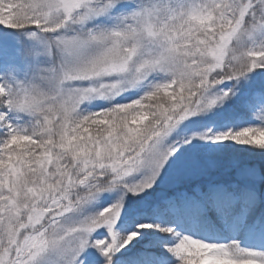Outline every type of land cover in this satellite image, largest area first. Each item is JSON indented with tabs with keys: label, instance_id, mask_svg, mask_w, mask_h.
Wrapping results in <instances>:
<instances>
[{
	"label": "snow or ice",
	"instance_id": "1",
	"mask_svg": "<svg viewBox=\"0 0 264 264\" xmlns=\"http://www.w3.org/2000/svg\"><path fill=\"white\" fill-rule=\"evenodd\" d=\"M0 264H264V0H0Z\"/></svg>",
	"mask_w": 264,
	"mask_h": 264
}]
</instances>
